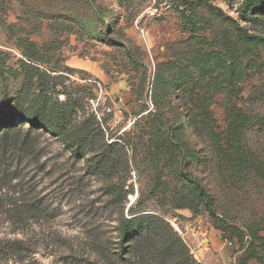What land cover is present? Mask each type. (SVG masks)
<instances>
[{"label": "rangeland", "instance_id": "374dc122", "mask_svg": "<svg viewBox=\"0 0 264 264\" xmlns=\"http://www.w3.org/2000/svg\"><path fill=\"white\" fill-rule=\"evenodd\" d=\"M208 88L223 130L245 108L236 185L194 129ZM263 91L264 0H0V264H211L209 237L264 264Z\"/></svg>", "mask_w": 264, "mask_h": 264}, {"label": "trees", "instance_id": "16d2710c", "mask_svg": "<svg viewBox=\"0 0 264 264\" xmlns=\"http://www.w3.org/2000/svg\"><path fill=\"white\" fill-rule=\"evenodd\" d=\"M188 6V5H185ZM211 10H214L213 6H210ZM219 14L217 16V20H220L224 23L232 22L235 24V30H237L240 33V38L241 40H247L249 41H256L260 40L257 37L248 35L244 32V29L237 25L236 21L232 17H229L226 15L222 10L219 9ZM212 15V14H211ZM259 63V62H258ZM256 70L257 72H260V69L258 65L256 64ZM220 76H217L214 80L216 81L217 85H213L214 87L218 88L220 84L224 82L225 79H219ZM232 84V81L230 82ZM238 84V83H237ZM212 86V85H211ZM212 88H208V92L202 94L201 91L198 93L196 91L192 92V102L191 103V108H190V115L197 120L194 125V129L198 131V133L201 132H206V133H211L212 134V140L216 146V148L220 151L221 156H220V161L225 164L227 163V173H225V180L227 185H236V178L238 176H248L250 173H243L241 170H239L240 162L241 160L245 159V152H244V146H245V141L242 139V134L238 133L239 130L242 129V127L245 126V122L248 121L247 115L245 112V108H237L234 107L233 110H231L228 115L224 117L223 121L230 122L231 126L230 129L228 130H223L222 125L220 123V119H223L221 115L219 114V111L217 109H214L212 107L210 108H205L203 107V104L205 101L214 100L215 95L219 94L213 93ZM211 94H213L211 97H208ZM250 103L251 111L254 113L256 118H260L261 114L263 112V104H264V91L262 93H256L254 97H252V100ZM202 105V106H200ZM245 105V103L243 104ZM262 108V109H261ZM246 119V121H245ZM258 122L260 120L256 119ZM161 133V130H159ZM69 148L73 150L75 154L79 153V150L77 147L74 149L73 145H71L70 142H68ZM178 151L180 154H182V163L184 165H187V157L185 156V153L183 151V147L181 145H177ZM255 178V177H254ZM249 181H251L250 178H246ZM185 180L188 182V184L196 191L200 197L205 201L206 205L208 206L209 209H211L212 205V199L210 195L208 194L207 190L205 189L201 179L193 174L192 172L190 173H185ZM238 184V183H237ZM131 221L126 220L125 222L121 223V240L125 241L128 239L129 236V229L127 227V224L130 223ZM260 242L261 245H257ZM264 246V237H255L252 242L249 244L248 251H252V254H257L256 251L259 249V247ZM257 256V255H256Z\"/></svg>", "mask_w": 264, "mask_h": 264}, {"label": "crops", "instance_id": "0c3cea01", "mask_svg": "<svg viewBox=\"0 0 264 264\" xmlns=\"http://www.w3.org/2000/svg\"><path fill=\"white\" fill-rule=\"evenodd\" d=\"M208 241L210 242V251L206 252L205 260H212L211 264L232 263V254L230 247H228L217 237H209Z\"/></svg>", "mask_w": 264, "mask_h": 264}]
</instances>
